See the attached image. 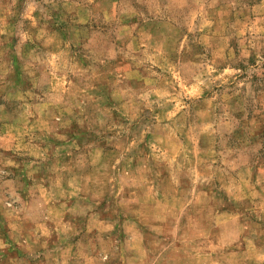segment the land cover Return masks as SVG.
Segmentation results:
<instances>
[{
  "label": "rangeland",
  "instance_id": "374dc122",
  "mask_svg": "<svg viewBox=\"0 0 264 264\" xmlns=\"http://www.w3.org/2000/svg\"><path fill=\"white\" fill-rule=\"evenodd\" d=\"M0 264H264V0H0Z\"/></svg>",
  "mask_w": 264,
  "mask_h": 264
}]
</instances>
